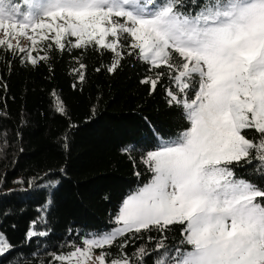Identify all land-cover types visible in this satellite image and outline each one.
I'll use <instances>...</instances> for the list:
<instances>
[{
	"label": "snow or ice",
	"instance_id": "6c2138e0",
	"mask_svg": "<svg viewBox=\"0 0 264 264\" xmlns=\"http://www.w3.org/2000/svg\"><path fill=\"white\" fill-rule=\"evenodd\" d=\"M0 0V47L26 53L36 65L47 55L33 56L37 46L113 53L107 70L114 72L125 54L137 55L151 73L142 84L155 92L161 78L172 86L169 104L183 107L190 127L146 154L152 177L130 194L110 232L83 240V246L54 254L58 264H86L95 249L99 264H139L121 251L107 260L119 238L183 225L181 244L158 242L156 264H264V188L236 178L230 165L255 159L264 164V0H199L196 12L183 0ZM31 30V33L29 32ZM21 38L29 40L28 47ZM13 40L16 43H13ZM125 49H128L125 52ZM45 50V49H41ZM86 65L73 72L80 82ZM96 71H100L99 68ZM194 92V96L189 93ZM56 110L65 112L55 92ZM254 130L258 139H250ZM33 221L28 238L44 236ZM128 246L125 240L121 250ZM11 249L0 234V256Z\"/></svg>",
	"mask_w": 264,
	"mask_h": 264
},
{
	"label": "trees",
	"instance_id": "16d2710c",
	"mask_svg": "<svg viewBox=\"0 0 264 264\" xmlns=\"http://www.w3.org/2000/svg\"><path fill=\"white\" fill-rule=\"evenodd\" d=\"M13 2L26 10L23 0ZM198 2L183 0L184 10L198 11ZM48 43L32 53L48 57L36 65L26 53L0 47V234L11 244L0 264H58L54 254L111 231L123 201L152 177L146 154L190 127L183 107L169 104L167 75L151 94L150 85L141 83L166 68L150 73L137 55L125 54L110 73L109 51H61ZM79 63L86 65L83 82L73 72ZM53 92L63 102V114ZM247 136L259 138L254 130ZM255 155L229 167L236 178L264 188V164ZM41 218L36 230L47 234L28 238L32 222ZM183 227L128 235L103 251L109 261L121 251L136 260L144 248L139 264H156L162 237L170 248H190L181 244ZM125 240L128 246L121 250Z\"/></svg>",
	"mask_w": 264,
	"mask_h": 264
},
{
	"label": "rangeland",
	"instance_id": "374dc122",
	"mask_svg": "<svg viewBox=\"0 0 264 264\" xmlns=\"http://www.w3.org/2000/svg\"><path fill=\"white\" fill-rule=\"evenodd\" d=\"M3 38H4V33H3L2 30H0V39H3ZM13 43L15 44L16 41L13 40ZM20 43L24 47H27L29 45L28 40L26 38H21ZM92 237H95V236H92ZM92 237H90V238H92ZM99 255H100V252H97V251L94 250L93 253H92L91 259H88L86 261V264H99V262L96 260V257L99 256Z\"/></svg>",
	"mask_w": 264,
	"mask_h": 264
}]
</instances>
